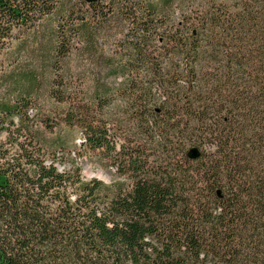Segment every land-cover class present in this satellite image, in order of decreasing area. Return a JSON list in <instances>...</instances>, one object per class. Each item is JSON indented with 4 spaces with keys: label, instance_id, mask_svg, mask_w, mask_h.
I'll return each mask as SVG.
<instances>
[{
    "label": "trees",
    "instance_id": "obj_1",
    "mask_svg": "<svg viewBox=\"0 0 264 264\" xmlns=\"http://www.w3.org/2000/svg\"><path fill=\"white\" fill-rule=\"evenodd\" d=\"M64 1L0 0V54ZM79 1L93 11L67 42L84 24L96 35L115 18L124 27L130 64L117 74L132 89L134 133L93 116L108 94L70 106L63 120L81 130V149L116 159L121 179L87 180L27 111L2 106L0 264H264V0L174 23L153 7L139 16L129 0L108 11Z\"/></svg>",
    "mask_w": 264,
    "mask_h": 264
},
{
    "label": "rangeland",
    "instance_id": "obj_2",
    "mask_svg": "<svg viewBox=\"0 0 264 264\" xmlns=\"http://www.w3.org/2000/svg\"><path fill=\"white\" fill-rule=\"evenodd\" d=\"M79 0L64 1L49 16L44 17L27 31L17 34L0 54V108L17 106L18 111L30 114L34 131L40 132L44 139L55 143L61 162L65 163L63 150L75 156L87 180L96 179L111 185L121 179L118 163L102 151L91 152L89 148L81 149L84 135L77 128L67 127L64 122L70 106H83L94 97L108 94L102 100L103 109L93 115L98 121L119 122L125 125L128 139L134 131L130 124L133 107L128 103L131 86L128 78L118 73L128 58L127 42L123 38L124 27L117 21L106 22L96 35L91 26L78 27V36L67 42L71 26L79 24V19L89 18L86 8L81 9ZM107 8L119 0H99ZM129 6L135 5L138 15L145 16V9H157V18L164 22H175L183 13L196 16L197 10L224 9L236 5V0H129ZM101 4V5H103ZM133 5V6H134ZM77 6L81 10H78ZM74 11L73 18L68 15ZM112 17V16H111ZM127 31V28H126ZM157 39V38H156ZM159 39V38H158ZM67 42L65 57H58L56 49L60 43ZM163 40L155 41V55L164 52ZM156 56V57H157ZM217 67L218 61H214ZM58 96L54 98L53 96ZM116 115V116H113ZM18 122V118H16ZM125 133V134H126ZM120 147H117L119 151ZM201 150L210 152L208 147ZM189 150V149H188ZM198 165H195L197 167ZM62 169V166L59 165ZM203 194V193H202Z\"/></svg>",
    "mask_w": 264,
    "mask_h": 264
},
{
    "label": "water",
    "instance_id": "obj_3",
    "mask_svg": "<svg viewBox=\"0 0 264 264\" xmlns=\"http://www.w3.org/2000/svg\"><path fill=\"white\" fill-rule=\"evenodd\" d=\"M88 4H93L95 3L97 0H85ZM189 157L193 160L197 159L200 157V152L198 149L193 148L191 149V151L189 152Z\"/></svg>",
    "mask_w": 264,
    "mask_h": 264
}]
</instances>
